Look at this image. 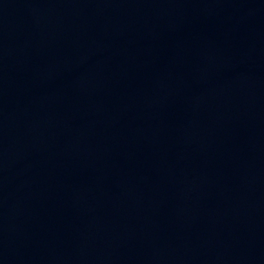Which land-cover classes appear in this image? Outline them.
Returning a JSON list of instances; mask_svg holds the SVG:
<instances>
[{
    "label": "water",
    "instance_id": "obj_1",
    "mask_svg": "<svg viewBox=\"0 0 264 264\" xmlns=\"http://www.w3.org/2000/svg\"><path fill=\"white\" fill-rule=\"evenodd\" d=\"M144 0H0V211L86 72Z\"/></svg>",
    "mask_w": 264,
    "mask_h": 264
}]
</instances>
